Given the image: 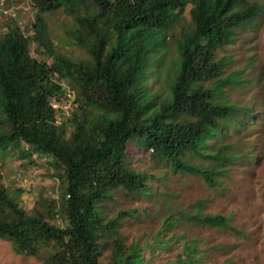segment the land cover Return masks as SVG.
Here are the masks:
<instances>
[{
  "label": "trees",
  "instance_id": "trees-1",
  "mask_svg": "<svg viewBox=\"0 0 264 264\" xmlns=\"http://www.w3.org/2000/svg\"><path fill=\"white\" fill-rule=\"evenodd\" d=\"M30 2L34 12L27 24L8 12L7 0L0 3V148L22 143V155L47 156L58 183L56 195L28 207L0 175V237L19 252L38 255L40 246L50 243L48 264H149L145 246L170 247L177 239L173 227L183 222L234 228L224 213L202 211V198L193 209L164 210L154 244L125 242L117 227L132 211L107 217L103 204L115 189L130 198L171 195L158 191L156 183L172 172L200 174L209 186L220 183L217 175L235 153L224 142H210L235 112L222 88L240 71L222 75L223 57L215 49L233 40L235 27L254 18L259 5L252 0ZM188 2L189 25L174 40L176 54L167 56V33ZM58 7L72 18L66 30L78 54L55 47L49 35L44 13ZM33 43L47 58L31 53ZM130 146L149 152L153 166L133 163ZM190 154L210 160L195 163ZM198 241L183 239V251L169 264L200 261ZM105 249L109 253L101 260Z\"/></svg>",
  "mask_w": 264,
  "mask_h": 264
},
{
  "label": "rangeland",
  "instance_id": "rangeland-1",
  "mask_svg": "<svg viewBox=\"0 0 264 264\" xmlns=\"http://www.w3.org/2000/svg\"><path fill=\"white\" fill-rule=\"evenodd\" d=\"M252 1L260 7L258 14L235 27L234 39L215 49L216 54L223 57L222 75L240 71L236 80L227 82L222 88V96L233 104L236 112L223 123L221 134L211 138L210 142L213 146L224 142L230 145L228 152L235 153L234 159L225 164V172L217 175L220 183L209 186L200 174L172 172L156 183L158 191L172 192L163 197L168 204L162 202V196H159L160 200H156V195L130 198L117 189L103 204L107 217L123 209L132 211L121 216L117 227L125 242L138 238L141 243L154 244L152 237L161 226L164 210H172L175 206L193 209L196 207L194 201L202 198V211L224 213L234 228L183 222L173 227L177 239L170 247L151 249L145 246L143 253L149 264L175 261L177 253L183 251V239L192 237L199 240L202 249L201 260L194 264H264V0ZM190 5L188 2L183 12L178 10L180 17L174 19L175 23L167 33L170 44L167 56L176 54L174 40L189 25ZM7 6L8 12L14 13L20 23L27 24L32 19L34 7L30 0H7ZM44 17L55 47L78 54L80 50L71 42L66 30L71 27L72 18L60 7L45 12ZM31 53L47 58L44 48L37 43L31 45ZM70 101L65 98L62 103L68 105ZM244 106L245 111L241 110ZM249 113L250 117L240 126L239 116L247 117ZM21 148L22 143L0 148L1 179L9 189L20 194L19 199L26 206H40L44 195H56L58 176L50 158L22 155ZM127 151L134 155L133 163L142 160L141 166L151 163L153 166L149 152L134 146ZM138 156L141 158H136ZM190 156L195 163L210 160L202 155ZM53 247L50 243L41 245L39 255L19 252L11 240L0 237V264H48L45 254ZM108 253L109 249H105L101 260Z\"/></svg>",
  "mask_w": 264,
  "mask_h": 264
},
{
  "label": "clouds",
  "instance_id": "clouds-1",
  "mask_svg": "<svg viewBox=\"0 0 264 264\" xmlns=\"http://www.w3.org/2000/svg\"><path fill=\"white\" fill-rule=\"evenodd\" d=\"M233 107H234V106H233ZM234 109H235V107H234ZM241 110L245 111V110H246L245 106L242 107ZM235 112H236V109H235ZM235 112H234V114H235ZM234 114H233V115H234ZM233 115H232V116H233ZM250 115H251V114L249 113L247 117H243V115H240V116H239V121H238V122H239L240 126H243V125H244L245 121H247V118H249ZM232 116H231V117H232ZM228 119H229V118H227L226 120H228ZM226 120H224V122H225ZM240 120L242 121V124L240 123Z\"/></svg>",
  "mask_w": 264,
  "mask_h": 264
},
{
  "label": "built area",
  "instance_id": "built-area-1",
  "mask_svg": "<svg viewBox=\"0 0 264 264\" xmlns=\"http://www.w3.org/2000/svg\"><path fill=\"white\" fill-rule=\"evenodd\" d=\"M3 0H0V3H2ZM56 103H53V105H55Z\"/></svg>",
  "mask_w": 264,
  "mask_h": 264
}]
</instances>
